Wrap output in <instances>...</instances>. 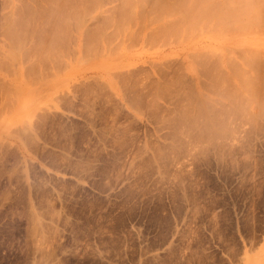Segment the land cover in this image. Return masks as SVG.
Masks as SVG:
<instances>
[{
	"label": "rangeland",
	"instance_id": "1",
	"mask_svg": "<svg viewBox=\"0 0 264 264\" xmlns=\"http://www.w3.org/2000/svg\"><path fill=\"white\" fill-rule=\"evenodd\" d=\"M91 1L61 26L25 18L45 0H0V264H264V108L202 72L247 71L264 30L153 43L154 24L116 31L123 0Z\"/></svg>",
	"mask_w": 264,
	"mask_h": 264
},
{
	"label": "bare ground",
	"instance_id": "2",
	"mask_svg": "<svg viewBox=\"0 0 264 264\" xmlns=\"http://www.w3.org/2000/svg\"><path fill=\"white\" fill-rule=\"evenodd\" d=\"M45 4L46 6L44 5V7H47V10L46 8H44L45 10H41V9H32L28 12H26V14L24 15L25 18L27 17V13L28 16L32 15V16H35L38 14L39 12L40 14L43 13V14H47V15H44L45 19H46V16H51L50 18L54 17L53 19H55L53 22L51 21V24H58V25H61V20L60 22L58 21V19H60L62 16L61 19H64L65 17V20H76L77 16L80 18V13L82 14V8H83V2L85 3V1L88 3L89 0H45ZM91 1V0H90ZM120 2V1H119ZM86 3V4H87ZM92 3V1H91ZM90 3V4H91ZM94 3H96V0H94ZM25 4V2H24ZM35 4V2H34ZM81 4V5H80ZM19 5H22V4H19ZM40 5V4H39ZM85 5V4H84ZM89 5V4H88ZM121 10H117L120 11L117 13L118 15V19L117 18H114V27L115 29H117L116 31L119 32V34L124 30L127 29L128 26H130V29L133 28L132 25H129L131 23L135 24L137 27L139 26V29L141 30H145L149 24H154L155 27H156V31L155 29L152 28V31L154 30L155 32L154 35L150 34L151 36H149V34H147L148 36L147 37H151L150 40H154L152 41L153 43H156L159 39H161L160 37L161 36H174L171 37V39H177V36H185L186 34L188 33H194L196 32L197 30H203V29H208V30H212V31H219L221 32L222 30H226L227 32H234V33H238V32H242L244 30H264V0H123L122 3H121ZM24 6V5H23ZM27 6V5H26ZM87 6V5H86ZM93 6V5H92ZM95 6V5H94ZM40 7V6H39ZM42 7V6H41ZM82 7V8H81ZM88 7V6H87ZM16 7H14L15 9ZM22 8V7H21ZM90 8V7H88ZM119 8V9H120ZM93 9V7L91 8ZM86 10V9H84ZM95 10V9H94ZM93 10V11H94ZM20 11V10H19ZM18 11V13H20ZM22 11H23V8H22ZM92 11V10H91ZM90 11V12H91ZM14 12V11H13ZM25 12V11H24ZM114 12V11H113ZM92 13V12H91ZM21 14V13H20ZM20 14H17V15H14L16 17L13 18V20H9V24H6V34H7V37L9 38L8 41L10 40L11 42V52H8L10 53V57L12 59H14L15 57L18 58L19 57V52H21V46H22V41L25 39V31H22L20 32V35H19V32H18V27L19 25H23L24 26V22L23 21H19L18 20H22V19H25L23 18L24 16L23 15H20ZM50 14V15H48ZM88 14V12H87ZM113 14V13H112ZM39 15V14H38ZM37 17L39 18L40 16ZM90 15V14H89ZM116 15V16H117ZM18 16V17H17ZM23 16V17H22ZM30 16V17H32ZM86 16V15H85ZM115 16V15H114ZM20 17V18H19ZM48 17V18H49ZM60 17V18H59ZM9 17L6 18V20H8ZM29 18V17H28ZM35 18V17H34ZM37 18V19H38ZM58 18V19H57ZM78 18V19H79ZM10 19V18H9ZM77 19V20H78ZM82 19V18H81ZM110 19V17H109ZM117 19V20H116ZM108 20V19H107ZM106 20V22H107ZM18 21V22H17ZM26 24H28V20L26 19ZM42 21V20H41ZM82 21V20H81ZM105 21V20H104ZM112 21V20H110ZM4 22V21H3ZM2 22V23H3ZM17 22L18 24V27H16L17 25L14 24L12 26L13 23ZM30 22V21H29ZM34 22V21H33ZM38 22V21H37ZM59 22V23H57ZM71 22V21H70ZM78 22V21H77ZM80 22V21H79ZM36 23V22H34ZM33 23V24H34ZM69 23V22H68ZM76 23V21H75ZM105 23V22H104ZM49 24V25H51ZM80 24V23H79ZM84 24V23H82ZM108 24V23H107ZM30 25V24H29ZM57 25V27H58ZM69 26L71 24H68ZM73 25L75 27H78L77 24H74V21H73ZM81 25V24H80ZM106 25V24H105ZM103 25V26H105ZM62 26V25H61ZM102 26V25H101ZM135 26V28H137ZM3 27V26H2ZM16 28L13 29V28ZM21 27V26H20ZM25 27V26H24ZM39 27V26H38ZM56 27V25L54 26ZM54 27H52L54 29ZM56 27V28H57ZM60 27V26H59ZM59 27H58V32L59 33ZM75 27V28H76ZM32 28V27H31ZM49 29L48 26L45 27V29ZM55 28V29H56ZM72 28V27H71ZM106 28H107V25H106ZM4 29V28H3ZM22 30H24V28H20ZM19 29V31H20ZM30 29V28H29ZM40 29V28H39ZM53 29H50V33L52 32L51 30ZM61 29V28H60ZM78 29V28H76ZM105 29V28H104ZM129 30V32H131ZM28 30V29H26ZM38 30V29H37ZM97 30V29H96ZM136 30V29H135ZM40 31V30H39ZM43 31V30H42ZM41 31V32H42ZM47 31V30H46ZM49 31V30H48ZM47 31V33H48ZM55 31H53L55 33ZM63 31V30H62ZM61 31V32H62ZM99 31V30H98ZM150 33H152L150 31V29L148 30ZM198 31V32H199ZM24 33L23 37L21 36V33ZM39 32V34L41 33ZM60 32V33H61ZM64 32V31H63ZM83 32V31H82ZM115 32V31H114ZM125 32V31H124ZM128 32V31H127ZM129 32L127 34H129ZM136 32V31H135ZM196 32V33H198ZM38 33V32H37ZM133 33V32H132ZM131 33V35H132ZM141 33V32H140ZM147 33V32H146ZM5 34V33H4ZM95 34V33H94ZM100 34V33H99ZM104 34V33H102ZM117 34V32H116ZM50 35V34H49ZM48 35V36H49ZM61 35V34H59ZM146 35V34H145ZM6 36V35H5ZM28 36V34H27ZM51 38L53 35H50ZM55 36L61 40V36H58L57 34L54 35V39L48 37L46 39V42H40L41 45L42 43L44 44V47L46 48L45 45H47V50L46 53L48 54L49 50L51 49V44L53 43V46H52V49L54 47V44H56V47H57V43H55V41L57 40V38H55ZM134 36V35H132ZM131 36V37H132ZM138 36H140L138 34ZM157 36H160L159 38H157ZM183 36V37H184ZM31 37V36H30ZM35 37V35H34ZM38 37V36H37ZM39 37H43L42 34H40ZM47 37V35H46ZM110 37V36H109ZM141 37V36H140ZM138 37V38H140ZM147 37L144 38L145 41L147 40ZM163 37V39H164ZM22 38V40H21ZM64 38V37H62ZM94 38V37H92ZM107 38V37H106ZM136 38H137V35H136ZM28 38H26L27 40ZM40 39V38H39ZM43 39V38H42ZM56 39V40H55ZM134 39V38H133ZM158 39V40H157ZM167 39V38H165ZM30 40V39H29ZM36 40V39H34ZM45 40V37L44 39ZM50 40L52 41V43L50 44ZM57 40V42L59 41ZM65 40V39H64ZM68 40V39H67ZM94 39H91L90 41H93ZM95 40H96V37H95ZM148 39V41H150ZM39 41V40H38ZM42 41V40H40ZM47 41L49 42L47 44ZM63 41V39L61 40ZM59 41V42H61ZM109 41V40H108ZM156 41V42H155ZM36 42V41H35ZM67 42V41H66ZM26 43V41H25ZM28 43V41H27ZM32 43V42H31ZM34 43V42H33ZM39 43V44H40ZM64 43V42H63ZM62 43V44H63ZM92 43V42H89V44ZM147 43V41H146ZM60 44V43H59ZM67 45V43H65ZM25 46V44H23ZM31 44H29V47ZM49 45V46H48ZM51 45V46H50ZM65 45V46H66ZM196 45V44H195ZM198 45V44H197ZM62 47V46H61ZM88 47V46H87ZM86 47V49H87ZM93 47V46H92ZM58 49L60 47H57ZM29 49V48H28ZM32 49V48H31ZM50 50V54L49 56H53L52 55V51H54L55 49L53 50ZM65 48H63L64 50ZM9 50V49H7ZM44 50V49H43ZM96 50V49H95ZM33 51V50H32ZM30 51V52H32ZM36 51V49H35ZM58 51V50H57ZM62 51V50H61ZM29 52V51H28ZM88 52V51H86ZM95 52V51H94ZM93 52V53H94ZM203 52V51H201ZM45 53V54H46ZM92 53V51H91ZM194 53V52H193ZM31 54V53H30ZM58 54V53H57ZM199 54V53H198ZM32 55V54H31ZM55 56V55H54ZM205 55H203L204 57ZM57 57V56H56ZM55 57V58H56ZM189 57V56H188ZM203 57L200 56V59L202 58L203 60ZM42 58V57H40ZM205 58H208V57H204ZM8 59V58H7ZM11 60V59H10ZM18 60V59H17ZM53 60V59H51ZM198 60V59H197ZM246 61V63L248 64L249 66V69L247 71L245 70H241L240 68H238L237 66H230L231 69L229 72H227V75L226 74H223L221 72V68L223 65H220L221 67H219L217 65V67H215L216 65L212 66L214 69H215V72H213V68H211L209 70V68H207L206 71H203L202 69V72H207L208 75L210 76V79L209 81H211V84L214 83L215 86H218L219 89H221L222 87H220L222 84H226L227 81H229L230 79H235V80H239L238 82H240L241 86L243 87V89L245 90V92H247V94L245 95V97L247 98V100H253V102H256L257 101V105H260V106H263L262 108H264V52H262L260 55H257V54H250V55H245L244 56V59ZM43 61V60H41ZM47 61V60H46ZM56 61V60H55ZM204 61V60H203ZM13 62V61H12ZM33 62V61H32ZM40 62V60H39ZM165 62V61H164ZM199 62V61H198ZM205 62V61H204ZM207 62V60H206ZM224 62L226 64H228V60H224ZM46 64V62H44ZM48 63V62H47ZM50 63V62H49ZM52 63V62H51ZM200 63V62H199ZM203 63V62H202ZM212 63V62H211ZM35 64V63H34ZM40 64V63H39ZM37 65V63H36ZM42 66L44 64H41ZM102 65V64H101ZM122 65V64H121ZM130 65V64H129ZM204 65V63H203ZM205 65H207V63H205ZM211 65V64H210ZM30 66V65H29ZM33 66V65H32ZM31 66V67H32ZM127 66V65H126ZM202 66V65H201ZM35 67V66H33ZM32 67V68H33ZM38 67V65H37ZM36 67V68H37ZM104 68V66H102ZM174 67V66H173ZM207 66H205L206 68ZM235 67V68H234ZM241 67V66H239ZM30 68V67H28ZM27 68V69H28ZM107 68V66H106ZM174 69V68H173ZM178 69V68H177ZM23 70V69H22ZM26 70V69H24ZM32 70V69H31ZM30 70V71H31ZM35 70V69H34ZM38 70V69H36ZM182 70V69H181ZM28 72V71H27ZM33 72V71H32ZM36 72V71H35ZM182 72H184L182 70ZM185 73V72H184ZM23 74H24V71H23ZM33 74V73H32ZM35 74V73H34ZM205 74V73H204ZM203 74V75H204ZM174 75V74H173ZM31 76V75H30ZM174 77V76H173ZM209 78V77H208ZM181 79V78H180ZM177 80V79H176ZM234 80V82H236ZM177 82V81H175ZM210 83V82H209ZM174 84V83H173ZM176 86H178L177 84H175ZM199 85V84H198ZM227 87H231V86H228V84H226ZM233 90L237 91L234 87H231ZM191 92V91H190ZM160 94V93H159ZM228 96L230 98H233V99H236L238 98V96H240V94L234 92V91H229L227 92ZM184 95V94H182ZM226 95V94H225ZM158 96V95H156ZM178 96V95H177ZM176 96V97H177ZM180 96V94H179ZM183 97V96H182ZM186 97V96H185ZM182 101V100H181ZM259 101H261L263 103H259ZM153 102V101H152ZM182 104V102H180ZM186 103V102H184ZM251 103V102H250ZM254 104V103H253ZM178 105V104H177ZM185 105V104H184ZM181 106V105H180ZM184 107V106H182ZM181 107V108H182ZM194 108V107H193ZM197 108V112H206L208 109H210V105H209V108L205 109V108ZM191 109V108H189ZM244 109V108H243ZM182 110V109H181ZM235 110V109H234ZM241 111H243L242 109H240ZM239 110V111H240ZM212 111V110H211ZM215 111V110H214ZM226 111V110H224ZM210 110L207 111V115L209 114ZM216 112V111H215ZM214 112V113H215ZM222 112V111H221ZM184 113V112H183ZM224 113V112H223ZM249 113V112H248ZM180 114H182V112H180ZM192 114V113H191ZM200 114V113H199ZM228 114V113H227ZM237 114H240V113H237ZM185 115H187V113H185ZM194 115V113H193ZM202 115V114H201ZM196 116V115H195ZM218 116V115H217ZM230 116V115H229ZM187 117V116H186ZM185 117V118H186ZM198 117V116H197ZM209 117V116H208ZM188 118V117H187ZM224 118V117H223ZM229 118V117H228ZM190 122L194 121L195 119L193 117L190 118ZM222 119V118H220ZM226 119H227V115H226ZM216 120V119H215ZM215 120H213L215 122ZM230 120V119H229ZM212 121V122H213ZM219 120H217V123H222L221 121L218 122ZM230 122V121H229ZM225 123V121H224ZM213 124V123H212ZM195 125H196V122H195ZM198 125V123H197ZM217 125H220V124H217ZM217 125H216V129H217ZM226 125V124H225ZM190 126V125H189ZM193 126H194V122H193ZM208 126H211V125H208ZM223 126V125H221ZM197 127V126H196ZM202 127V125H201ZM207 128V127H206ZM201 129V128H200ZM209 129V128H208ZM212 129V128H211ZM210 129V130H211ZM202 130H204L202 128ZM214 131V129H212ZM211 130V132H212ZM219 130V129H218ZM209 133L210 131L207 130ZM205 131V133L207 132ZM217 132V131H216ZM215 132V133H216ZM204 134V133H202ZM208 134V133H207ZM217 134V135H216ZM216 134H211V135H214L215 137L218 136V133ZM206 135V134H205ZM210 135V136H211ZM208 136V135H206ZM203 137V136H202ZM209 137V136H208ZM206 138V137H205ZM212 138V136H211ZM214 138V137H213ZM213 140V139H212ZM210 141V140H209ZM206 143V142H205ZM203 143V144H205Z\"/></svg>",
	"mask_w": 264,
	"mask_h": 264
}]
</instances>
